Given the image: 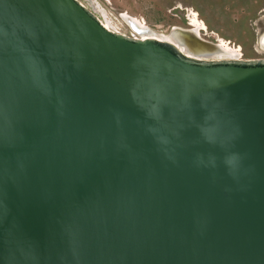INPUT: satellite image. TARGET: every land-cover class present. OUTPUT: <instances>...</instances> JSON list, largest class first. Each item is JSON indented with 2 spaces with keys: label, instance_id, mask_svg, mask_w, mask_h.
<instances>
[{
  "label": "water",
  "instance_id": "1",
  "mask_svg": "<svg viewBox=\"0 0 264 264\" xmlns=\"http://www.w3.org/2000/svg\"><path fill=\"white\" fill-rule=\"evenodd\" d=\"M123 20L0 0V264H264V58Z\"/></svg>",
  "mask_w": 264,
  "mask_h": 264
},
{
  "label": "rangeland",
  "instance_id": "2",
  "mask_svg": "<svg viewBox=\"0 0 264 264\" xmlns=\"http://www.w3.org/2000/svg\"><path fill=\"white\" fill-rule=\"evenodd\" d=\"M96 1L104 11L103 20L124 35L132 32L123 14L143 20L161 35H167L173 27L186 28L189 15L191 21L195 17L204 25L206 30L200 31L203 39L240 49L242 59L264 58L259 43L264 33V0Z\"/></svg>",
  "mask_w": 264,
  "mask_h": 264
},
{
  "label": "bare ground",
  "instance_id": "3",
  "mask_svg": "<svg viewBox=\"0 0 264 264\" xmlns=\"http://www.w3.org/2000/svg\"><path fill=\"white\" fill-rule=\"evenodd\" d=\"M93 1H94V4L97 7V11L99 13V18L101 19V21L104 24V26L106 28L110 29V30L116 31V29L111 27L110 24H108L105 20H103V14H104L103 9H101L100 5L98 4V2L96 0H93ZM195 16H197V15H195ZM121 17H122V19H125V20H127L128 18L134 19L135 21H137L139 23L140 27H142V29H143L142 31H147L145 33H141L140 34L143 37L142 39L147 38V37H155V38L160 39V40H165V41L171 42L168 35H161V34L155 32L152 28H150L147 25H145L141 20H138L136 18L130 17V16L126 15V14H123ZM191 24L194 25L193 29H195V31H197L199 35H200V29L201 28H202L201 30L205 29L204 25L202 23H200L195 17L192 19ZM116 32H118V31H116ZM262 35L260 37L261 38L260 39V43H261L262 47H264V34H262ZM217 43L227 53L226 56H233V57H235L237 59H239V57H241L240 49L238 50L236 48H231L230 44L224 43L222 41L221 42H217Z\"/></svg>",
  "mask_w": 264,
  "mask_h": 264
},
{
  "label": "flooded vegetation",
  "instance_id": "4",
  "mask_svg": "<svg viewBox=\"0 0 264 264\" xmlns=\"http://www.w3.org/2000/svg\"><path fill=\"white\" fill-rule=\"evenodd\" d=\"M198 16V15H197ZM190 16L188 15L187 16V18L185 19L186 20V23H187V27H191V28H193L194 27V25H192L191 24V19L189 18ZM145 25H146V23L143 21V20H141ZM149 27V26H148ZM202 29V28H201ZM200 29V31H205L206 29H203V30H201Z\"/></svg>",
  "mask_w": 264,
  "mask_h": 264
},
{
  "label": "built area",
  "instance_id": "5",
  "mask_svg": "<svg viewBox=\"0 0 264 264\" xmlns=\"http://www.w3.org/2000/svg\"><path fill=\"white\" fill-rule=\"evenodd\" d=\"M239 59H242V56H241V57H239Z\"/></svg>",
  "mask_w": 264,
  "mask_h": 264
}]
</instances>
